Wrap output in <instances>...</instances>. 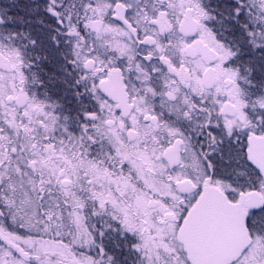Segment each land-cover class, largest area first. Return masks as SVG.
<instances>
[{
  "label": "snow or ice",
  "instance_id": "6c2138e0",
  "mask_svg": "<svg viewBox=\"0 0 264 264\" xmlns=\"http://www.w3.org/2000/svg\"><path fill=\"white\" fill-rule=\"evenodd\" d=\"M0 264H264V0H0Z\"/></svg>",
  "mask_w": 264,
  "mask_h": 264
}]
</instances>
